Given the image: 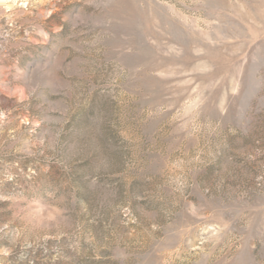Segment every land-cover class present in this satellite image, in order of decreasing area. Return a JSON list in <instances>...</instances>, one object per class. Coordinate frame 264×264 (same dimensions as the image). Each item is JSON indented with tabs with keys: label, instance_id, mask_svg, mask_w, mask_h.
I'll use <instances>...</instances> for the list:
<instances>
[{
	"label": "rangeland",
	"instance_id": "rangeland-1",
	"mask_svg": "<svg viewBox=\"0 0 264 264\" xmlns=\"http://www.w3.org/2000/svg\"><path fill=\"white\" fill-rule=\"evenodd\" d=\"M0 264H264V0H0Z\"/></svg>",
	"mask_w": 264,
	"mask_h": 264
}]
</instances>
